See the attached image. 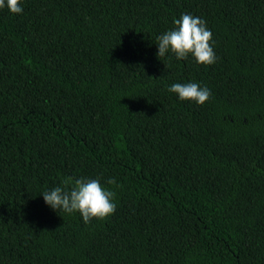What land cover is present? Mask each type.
<instances>
[{
	"label": "trees",
	"instance_id": "1",
	"mask_svg": "<svg viewBox=\"0 0 264 264\" xmlns=\"http://www.w3.org/2000/svg\"><path fill=\"white\" fill-rule=\"evenodd\" d=\"M20 4L0 9V264H264V0ZM185 13L213 65L157 56ZM189 82L211 99L168 91ZM68 175L115 213L50 208Z\"/></svg>",
	"mask_w": 264,
	"mask_h": 264
},
{
	"label": "clouds",
	"instance_id": "2",
	"mask_svg": "<svg viewBox=\"0 0 264 264\" xmlns=\"http://www.w3.org/2000/svg\"><path fill=\"white\" fill-rule=\"evenodd\" d=\"M7 8L12 14H21L23 8L20 0H0V9ZM171 30L157 36L158 57L173 53L177 60L192 57L199 65L210 66L217 61L213 49V34L204 19L191 14H182L174 19ZM168 91L175 93L181 101H193L203 105L212 97L208 87H201L196 82L174 83ZM107 184L115 186V178L107 180ZM45 203L54 211L67 214L78 212L84 223L93 219L103 220L116 211L114 202L116 193L105 188L99 179H89L68 175L60 179L58 186L42 194Z\"/></svg>",
	"mask_w": 264,
	"mask_h": 264
}]
</instances>
